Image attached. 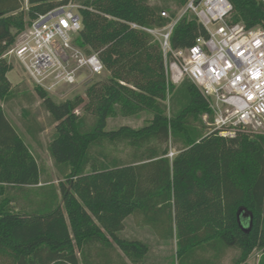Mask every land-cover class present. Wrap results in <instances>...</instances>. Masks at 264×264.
Returning <instances> with one entry per match:
<instances>
[{"label": "trees", "instance_id": "trees-1", "mask_svg": "<svg viewBox=\"0 0 264 264\" xmlns=\"http://www.w3.org/2000/svg\"><path fill=\"white\" fill-rule=\"evenodd\" d=\"M70 1L81 5L77 45L97 53L108 74L85 96L63 101L37 84L31 93L14 87L4 53L33 20ZM149 1L0 0V264L147 263L150 244L124 233L130 215L163 242L176 239L169 264H219L230 250L237 251L231 264H249L254 251L264 264V133L208 131L209 100L189 78L168 83L161 43L144 29L166 26L177 11L170 0ZM188 1L175 0L179 8ZM230 2V22L264 26V0ZM201 36L208 30L185 13L171 44L191 47ZM22 98L34 142L44 130L32 114L37 99L55 125L48 150L59 188L39 186V161L5 111L4 102ZM143 112L151 115L143 126L107 129L110 118ZM123 147L129 153L117 155ZM241 209L251 216L248 229ZM209 250L212 259L204 257Z\"/></svg>", "mask_w": 264, "mask_h": 264}, {"label": "built area", "instance_id": "built-area-1", "mask_svg": "<svg viewBox=\"0 0 264 264\" xmlns=\"http://www.w3.org/2000/svg\"><path fill=\"white\" fill-rule=\"evenodd\" d=\"M80 7L70 1L40 15L18 33L3 57L18 60L35 84L49 92L103 74L99 55L76 43L82 29ZM232 11L230 0H189L166 26L144 28L161 43L168 83L189 78L209 100L211 129L225 137L240 130L264 133V26L232 23ZM185 13L194 14L209 36L175 49L171 34ZM174 155L173 150L168 154Z\"/></svg>", "mask_w": 264, "mask_h": 264}, {"label": "rangeland", "instance_id": "rangeland-1", "mask_svg": "<svg viewBox=\"0 0 264 264\" xmlns=\"http://www.w3.org/2000/svg\"><path fill=\"white\" fill-rule=\"evenodd\" d=\"M78 1V0H75ZM152 4H163V0H150L149 1ZM171 3V10L177 11V15L180 14V12L183 10V7H178L175 0H170ZM168 10V14L170 15V11ZM168 17V16H165ZM11 63L13 64L14 68L9 73V78L12 81V84L14 87H24V90L29 91L30 93L34 91V87L36 86L35 82L31 79V77L28 75V73L24 70V67L22 64L16 60L11 59ZM107 71H105L101 75L96 76H89L84 77L82 81L76 85L73 86H63L60 89H58L55 92H49L50 95L56 100V101H63L67 98H73L76 95H83L85 96L86 90L93 82L98 81L99 79L105 77L107 75ZM21 102V103H20ZM30 103L25 99L22 98L21 101L14 100L10 103H3V106L5 108V111L9 117V119L13 122L15 127L17 128L18 132L21 134V136L26 140L28 143L30 149L36 156L37 160L39 161V164L41 166L42 170V180L46 183L44 184H51L59 188V182L62 179L61 174L58 171V168L55 166L48 150V143L52 138V135L55 131V125H53L50 121L49 112L45 108V106L42 104L41 99H37L34 106H32V114L35 115L37 121L44 126L43 132L40 134V142L36 143L32 140L30 135L28 134L23 122H22V116L24 112V108L29 107ZM79 112V111H78ZM151 117L148 113H140L137 116H131V117H121L118 116L116 118H110L109 124L107 129H114L121 125L127 124L132 127H140L143 126L148 122V119ZM204 122L207 125L208 131L211 130V127L208 123L210 120L208 117L204 118ZM175 154L178 151L174 145H172L171 148ZM129 149L126 147H123L121 151L116 152L117 155H125L126 153H129ZM175 156V155H174ZM248 219L249 217L247 214H242L241 216V222L244 228L248 229ZM245 222V224H244ZM133 224V218H129L128 225ZM247 224V225H246ZM128 231V229H127ZM138 231V230H137ZM147 233H150L148 230L138 231L137 236H146ZM150 235H153L152 233ZM168 242H171L169 239ZM164 251L166 254H170L173 249V255L176 254L177 244L176 239H173V241L168 244L167 246H163ZM236 250H230L227 253L226 256V263L231 264L232 258L236 255ZM261 252L254 251L250 257L249 261L250 264H257L260 258Z\"/></svg>", "mask_w": 264, "mask_h": 264}, {"label": "crops", "instance_id": "crops-1", "mask_svg": "<svg viewBox=\"0 0 264 264\" xmlns=\"http://www.w3.org/2000/svg\"><path fill=\"white\" fill-rule=\"evenodd\" d=\"M44 183H46V181L44 182L41 178V183L39 186L41 185H44ZM249 217V216H248ZM129 218H133V224L132 225H128V220ZM248 222H249V219H248ZM245 224V222H244ZM128 229V231H127ZM143 231V230H148L150 233H147L146 236H137V232L138 231ZM124 233L126 236L128 237H131V238H138V239H141V240H144L146 242H148L151 246V250L149 252V255H150V259L147 261V263H144V264H169L171 261H172V258L174 257L173 255V249L171 251L170 254H166V252L164 251V245H168L170 244L171 242H163L157 234H155L152 229L150 228L149 225L147 224H144L142 219H136L133 215H130L126 221H125V229H124ZM153 234V235H150V234ZM176 244H177V241H176ZM177 251V249H176ZM78 255L80 256V253L78 251ZM204 257L206 258H214L213 256V252L211 250H209L207 253H204ZM226 256H227V253L225 252L223 255H220L219 256V260L217 262H219V264H227L226 263ZM126 260L128 261V263L132 264L131 261L129 259L126 258ZM214 261L216 262V260L214 259ZM248 263L250 264V261L248 259Z\"/></svg>", "mask_w": 264, "mask_h": 264}, {"label": "water", "instance_id": "water-1", "mask_svg": "<svg viewBox=\"0 0 264 264\" xmlns=\"http://www.w3.org/2000/svg\"><path fill=\"white\" fill-rule=\"evenodd\" d=\"M242 214H247V216H249V220H251L250 214L245 209H241L240 212H239V218H240V220H241Z\"/></svg>", "mask_w": 264, "mask_h": 264}]
</instances>
